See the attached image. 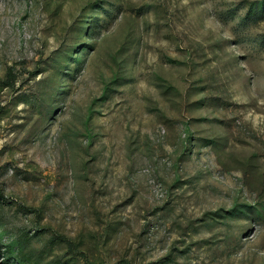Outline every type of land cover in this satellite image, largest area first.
Wrapping results in <instances>:
<instances>
[{"label": "rangeland", "instance_id": "rangeland-1", "mask_svg": "<svg viewBox=\"0 0 264 264\" xmlns=\"http://www.w3.org/2000/svg\"><path fill=\"white\" fill-rule=\"evenodd\" d=\"M0 264H264V0H0Z\"/></svg>", "mask_w": 264, "mask_h": 264}]
</instances>
